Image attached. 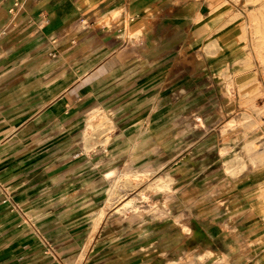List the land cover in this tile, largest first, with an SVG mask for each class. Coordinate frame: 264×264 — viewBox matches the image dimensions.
Here are the masks:
<instances>
[{
  "label": "rangeland",
  "instance_id": "rangeland-1",
  "mask_svg": "<svg viewBox=\"0 0 264 264\" xmlns=\"http://www.w3.org/2000/svg\"><path fill=\"white\" fill-rule=\"evenodd\" d=\"M210 6L209 35L232 48L230 65L209 60L191 75L186 67L175 91L160 97L133 100L126 90L91 82L64 116L80 125L82 140L78 132L77 142L49 148L65 157L72 185L75 170L84 171L79 204L87 212L71 233L88 232L98 214L94 230L103 215L101 244L93 248L103 249V264H264V0ZM205 49L219 50L214 39ZM102 113L114 128L106 114L97 117ZM23 150L30 152L28 145ZM160 246L169 249L166 257Z\"/></svg>",
  "mask_w": 264,
  "mask_h": 264
},
{
  "label": "crops",
  "instance_id": "crops-1",
  "mask_svg": "<svg viewBox=\"0 0 264 264\" xmlns=\"http://www.w3.org/2000/svg\"><path fill=\"white\" fill-rule=\"evenodd\" d=\"M210 3L0 0V264H103L98 256L103 249H93L101 244L103 215L96 230L92 227L98 214L88 232L71 233L73 221L81 222V211L87 212L86 204H79L86 190L79 181L84 171L75 170L72 185L65 157L49 148L77 142L78 132L82 140L80 125L77 130L64 116L75 110V93L80 97L91 82L102 90H126L133 100L151 93L160 97L168 88L173 92L172 83L182 81L186 67L190 74L209 60L230 65L232 48L209 35ZM210 39L218 51L205 49ZM58 100L64 104L54 107ZM104 114L114 128L109 113L97 117ZM56 131L59 137L52 138ZM27 145L30 152L23 154ZM45 160L47 164L39 165ZM32 166L30 180H24ZM98 174L102 181L103 173ZM46 243H54L53 248ZM160 249L166 257L169 249ZM177 252L182 253V243L175 247V256Z\"/></svg>",
  "mask_w": 264,
  "mask_h": 264
},
{
  "label": "bare ground",
  "instance_id": "bare-ground-1",
  "mask_svg": "<svg viewBox=\"0 0 264 264\" xmlns=\"http://www.w3.org/2000/svg\"><path fill=\"white\" fill-rule=\"evenodd\" d=\"M255 23V22H254ZM131 36V35H130ZM264 54V53H263ZM107 122H111V119L110 118H108L107 119ZM91 128V127H90ZM86 135H89L88 133H85ZM234 173V172H233ZM126 179V178H125ZM129 180V179H128ZM138 181V180H137ZM129 182V181H128ZM156 184V183H155ZM131 201H127L126 203H125V206L126 205H128L129 203H130ZM94 229L96 230V228L94 227Z\"/></svg>",
  "mask_w": 264,
  "mask_h": 264
}]
</instances>
